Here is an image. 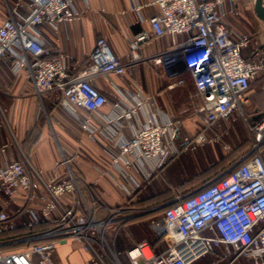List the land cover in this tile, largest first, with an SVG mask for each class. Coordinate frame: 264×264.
<instances>
[{
	"label": "built area",
	"instance_id": "built-area-1",
	"mask_svg": "<svg viewBox=\"0 0 264 264\" xmlns=\"http://www.w3.org/2000/svg\"><path fill=\"white\" fill-rule=\"evenodd\" d=\"M22 2L0 26V62L9 59L15 73L25 71L40 102L55 93L59 105L76 115L120 172L118 177L100 174H109L130 200L173 158L205 142V131L215 122L233 113L244 116L250 83L264 73V46L256 45L252 33L229 25L228 17L240 14L236 0H153L158 12L149 18L150 30L130 41L126 61L100 38L90 63L75 72L70 54L47 47L44 29L56 33L62 24L80 21L84 11L77 0ZM166 36L203 100L197 110L202 130L195 138L170 118L161 120L154 98L139 86L114 104V117L102 115L108 100L92 83L98 74L124 76L144 60L139 52L144 44ZM178 36L184 39L177 41ZM251 44L255 47L247 57ZM184 83L183 78L176 82ZM252 131V155L228 175L173 200L160 219L150 221L165 251L156 254L142 240L123 252L128 264H193L216 252L227 264H264V114ZM9 147L1 144L0 154L5 156ZM19 151L20 159L0 165V264H61L53 255L69 241L89 255L90 263L122 264L114 248L117 233L146 210L135 209L132 202L102 205L73 166L80 154L62 152L48 177Z\"/></svg>",
	"mask_w": 264,
	"mask_h": 264
},
{
	"label": "crops",
	"instance_id": "crops-1",
	"mask_svg": "<svg viewBox=\"0 0 264 264\" xmlns=\"http://www.w3.org/2000/svg\"><path fill=\"white\" fill-rule=\"evenodd\" d=\"M17 1L19 0H0V26ZM152 2L153 0H77L78 7L84 11L82 19L60 25L56 33L45 28L46 45L52 52L60 50L72 56L74 69L72 72L90 63V54L100 38H104L112 51L126 61L130 41L137 33L150 30L149 18L158 12L157 6L151 4ZM236 2L240 14L228 17L230 27L238 32L252 33L257 41L256 45L264 46V22L254 11V0ZM22 3L25 5L26 0ZM250 3L253 6H250ZM137 7L139 9H134ZM183 39V36L176 38L177 41ZM172 44L173 39L169 36L148 42L139 51L144 60L136 67L128 69L124 76L98 74L93 78L92 83L108 100L101 110L102 115L114 117L116 114L114 104L124 94L133 93L139 86L145 95L154 98L156 105L154 107L161 120L170 118L180 125L183 134L191 138H195L201 132L197 110L202 106L203 100L197 95L190 74L178 76L175 72V66H181V62ZM254 47L255 45L251 44L246 51L247 57ZM161 55L164 56L162 62L156 63L155 59ZM179 78H183L185 83L177 85ZM247 96L248 103L243 105L244 116L233 113L227 120L215 122L205 131V142L199 144L195 150H188L173 158L146 182V187L151 186L159 190L160 181H165L164 178L178 168L179 164H176L171 169L174 162L183 157L181 163L185 164L187 160L184 156L189 154L196 153L199 170L209 181L228 175L244 159L252 155L255 141L252 127L264 114V73L250 83ZM1 104L5 106L6 111L5 115L0 112V145L10 143V147L5 156L0 154V165L6 161L20 159V149L28 154L35 167L43 170L49 177L53 175L62 152L67 156L77 153L80 155L73 159V166L102 205L110 208L138 200L139 197L132 200L125 198L117 183L109 176L110 174L118 177L120 174L118 167L113 166L110 154L82 129L76 115L59 105L55 93L46 95L43 103L40 102L26 72L15 73L12 62L6 58L0 62V106ZM126 132L129 133L128 129ZM177 143H180V138L177 139ZM262 153L264 154V150ZM99 170L109 174L101 175ZM136 176L143 180L142 174L136 172ZM165 193L161 191L159 195ZM186 194L185 192L184 196ZM172 201L166 199L154 205L150 204L149 207L144 203L132 206L135 209L146 210V213L131 219L121 228L115 241L118 249L124 252L137 244L139 238L147 240L145 238L147 234H144L147 232L152 239L160 237L148 225L146 230L144 222L148 219L147 222L150 224L151 220L160 219L164 209L156 212L150 210ZM103 214L105 215V212ZM136 233L140 237L135 236ZM156 248L158 251L156 254L164 252L165 241L161 239L160 243H156ZM125 260L128 264L127 259ZM227 262V259L216 252L193 264Z\"/></svg>",
	"mask_w": 264,
	"mask_h": 264
},
{
	"label": "rangeland",
	"instance_id": "rangeland-1",
	"mask_svg": "<svg viewBox=\"0 0 264 264\" xmlns=\"http://www.w3.org/2000/svg\"><path fill=\"white\" fill-rule=\"evenodd\" d=\"M250 6H253V4L250 3ZM175 67H176L175 72L177 73V75L179 74L183 76L185 74H189V72L184 69L182 64L181 66L177 65ZM0 108L6 109L5 106L2 104ZM228 151L230 150L228 149ZM25 155L28 158V160H30L31 162V158L28 156V154H25ZM184 158L187 160L185 164L181 163V161L183 160V157L182 158L180 157V159H177V161L174 162L173 166H171V169L175 167L176 164H179L178 168H176L175 171L169 174L168 177L164 178L165 181H160L161 183H160L159 190H157V188L155 187L153 189L151 186H148L145 189H142L143 191L141 192L140 199L150 198L149 200H147L146 203H144L145 206L147 205V207H149L151 206L150 204L154 205L166 199L170 201L176 200L178 197L184 196L185 192L187 193L185 196H187L193 193L194 191H196L198 188H200L201 186H203L209 181V179H205V176L203 175L202 171L199 170V167L196 163L197 161L196 153L189 154L188 156H184ZM181 164L184 165L185 168H183ZM188 170H191V172H189ZM161 191L163 192L165 191L166 193L163 195H159ZM147 220L148 219H146L144 222V225L146 226V230L149 226ZM112 230H114V228H112ZM148 233L149 232L144 233V234L146 235ZM135 236L140 237L137 235V233ZM139 240L142 241V237L139 238ZM139 240L137 241L140 242ZM114 248L118 252L119 249L116 246V244L114 245ZM53 259L55 262L61 263V264H93L89 262V257L87 253L79 250L78 245L72 241H69L65 245H58L56 248L55 254L53 255ZM118 259L122 261L124 264L126 263V260H125L126 258L124 255H118Z\"/></svg>",
	"mask_w": 264,
	"mask_h": 264
},
{
	"label": "water",
	"instance_id": "water-1",
	"mask_svg": "<svg viewBox=\"0 0 264 264\" xmlns=\"http://www.w3.org/2000/svg\"><path fill=\"white\" fill-rule=\"evenodd\" d=\"M254 11L256 13V15L260 18V20H262L264 22V0H254ZM173 203H165V204H161L159 206H156L154 208H152L150 210V212H156L162 209H165L166 207H168L169 205H171Z\"/></svg>",
	"mask_w": 264,
	"mask_h": 264
},
{
	"label": "trees",
	"instance_id": "trees-1",
	"mask_svg": "<svg viewBox=\"0 0 264 264\" xmlns=\"http://www.w3.org/2000/svg\"><path fill=\"white\" fill-rule=\"evenodd\" d=\"M141 195V190L140 191H137L136 192V194H135V196H134V198L136 197H139ZM141 198V196L138 198V200L137 201H133L132 202V206H135L136 204H138V203H146L147 202V200H149L148 198H143V199H140ZM14 234V233H13ZM146 239H147V241L152 245V247H153V249H154V251L155 252H158L157 251V248H156V243H160V241H161V237H157V238H151L150 236H149V233L147 234V236L145 237ZM140 241V240H139ZM118 252L120 253V255H123L122 254V252L120 251V250H118ZM121 263L122 264H124L122 261H121ZM125 264H127V263H125Z\"/></svg>",
	"mask_w": 264,
	"mask_h": 264
}]
</instances>
